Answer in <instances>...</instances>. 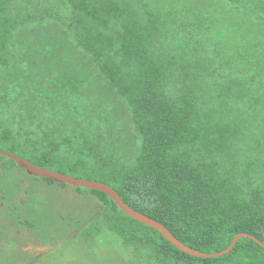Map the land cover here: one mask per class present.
I'll list each match as a JSON object with an SVG mask.
<instances>
[{
    "label": "trees",
    "instance_id": "1",
    "mask_svg": "<svg viewBox=\"0 0 264 264\" xmlns=\"http://www.w3.org/2000/svg\"><path fill=\"white\" fill-rule=\"evenodd\" d=\"M66 80L75 91L45 94ZM0 148L108 184L203 253L239 233L263 244L196 258L72 187L100 202L93 228L157 264H264V0H0ZM13 168L68 187L0 155V203L8 189L23 202L0 211V258L17 237L2 218L41 219Z\"/></svg>",
    "mask_w": 264,
    "mask_h": 264
},
{
    "label": "rangeland",
    "instance_id": "2",
    "mask_svg": "<svg viewBox=\"0 0 264 264\" xmlns=\"http://www.w3.org/2000/svg\"><path fill=\"white\" fill-rule=\"evenodd\" d=\"M53 86L55 90L52 89L45 93L47 96H50L52 92L55 96H60L67 89L75 91L77 82L66 80L64 83H54ZM13 169L10 174H7L8 179L11 180L10 185H14V180L22 178L24 187L32 190L33 195L29 193L27 199L23 190L25 199L28 200L26 204L31 205L41 219L38 222L30 217L26 218L38 222L37 225L41 228L27 229V235L18 238L19 245L26 247L30 252L28 251L27 258L23 257L26 255L23 251L22 253L13 252L15 253L13 256L9 255V264H19L28 258L34 260L30 264H157L154 260L147 259L142 252L125 247L123 241L102 223L99 224L98 230L93 228L95 223L88 220L91 217L93 220V215L101 208L100 202L95 197L86 194L84 191V194H80L69 185L65 188L57 185L47 186L42 182L29 179L28 176H23V173L18 169ZM15 190L9 191L8 189L7 193L11 194L5 195L6 200L0 203V211L3 208L8 210L7 207L13 206L14 202H17V205L23 203L22 199H17L19 192H14ZM62 213L73 216L74 222H68L67 218L61 217L60 214ZM63 219L66 221L65 224L64 221L62 223ZM2 222L5 229L14 227L12 230L17 232V237L23 230H26V225L23 223L18 225L11 218H2ZM66 223L69 229H77V232L69 234L67 230H64ZM87 229L88 232L84 233ZM62 237L64 238L61 240ZM60 240L61 243L59 244ZM9 253L11 254L12 250Z\"/></svg>",
    "mask_w": 264,
    "mask_h": 264
},
{
    "label": "water",
    "instance_id": "3",
    "mask_svg": "<svg viewBox=\"0 0 264 264\" xmlns=\"http://www.w3.org/2000/svg\"><path fill=\"white\" fill-rule=\"evenodd\" d=\"M0 155L3 157H6L10 160H13L15 164L23 169L28 175L34 176L37 178H45V179H50L54 181L55 183L59 184H67L72 187H83L85 189H91V190H98L101 191L102 193L106 194L109 196L115 203L116 205L123 211L125 212L129 217L135 219L136 221L152 227L153 229L157 230L160 232L164 238H166L171 244H173L176 248H178L180 251L196 257V258H217L219 256L225 255L229 253L232 248L235 246V244L244 237H249L255 242L263 245L259 239L256 237L250 235L249 233H239L237 234L234 239L232 240L231 244L224 250L214 252V253H203L197 249L191 248L182 242H180L163 224L158 222L157 220L152 219L149 216H146L140 212H137L130 208L127 204L124 203V201L121 199V197L118 195V193L108 184L98 182L95 180H86V179H81V178H75L72 176H69L65 173L59 172V171H54L50 170L47 168L40 167L38 165H35L28 161L27 159L8 152L6 150H3L0 148Z\"/></svg>",
    "mask_w": 264,
    "mask_h": 264
},
{
    "label": "flooded vegetation",
    "instance_id": "4",
    "mask_svg": "<svg viewBox=\"0 0 264 264\" xmlns=\"http://www.w3.org/2000/svg\"><path fill=\"white\" fill-rule=\"evenodd\" d=\"M30 179V178H29ZM39 182H41V181H39ZM34 196H36V195H34ZM34 209V208H33ZM77 215H78V212L76 213ZM71 218L72 219H67L68 220V222H74V217L73 216H71ZM63 221H64V224H65V220L63 219L62 220V223H63ZM23 225H26L25 226V228H26V230L24 231H22L21 233H20V236L19 237H16V239H15V243L12 245V246H9V248H10V250H12V253L10 254V253H8V254H6V255H4L3 257H1L0 258V264H9V261H8V259H9V257L10 256H13L15 253H13V252H20V253H22V251H23V253H26V255L25 256H23V257H25V258H27L28 257V254H29V250H27V248L26 247H22V246H20L19 245V243L17 242V240H18V238H21L22 236H24V235H27V233H28V231H27V229H33V230H36V229H38L39 227L35 224V225H33L32 223H30L29 224V222L28 223H23ZM12 228H14V227H12ZM12 228L10 229V232L11 233H14V234H16L17 235V232H14L13 230H12ZM41 228V227H40ZM19 229H20V227L18 228V233H19ZM64 230H67V232L70 234L71 232L72 233H75V232H77V229H75V230H71V229H69V227H68V224L66 223V227H65V229ZM4 231H6V229L4 228ZM68 234V235H69ZM67 236V235H66ZM65 237V236H64ZM64 237H62L61 238V240L64 238ZM61 240L59 241V244L61 243ZM25 249V251H24V249ZM29 251V252H28ZM19 254V253H18ZM10 255V256H9ZM32 262H34V260H29V258H28V260H26L25 262H20L19 264H30V263H32ZM17 264V263H16Z\"/></svg>",
    "mask_w": 264,
    "mask_h": 264
}]
</instances>
